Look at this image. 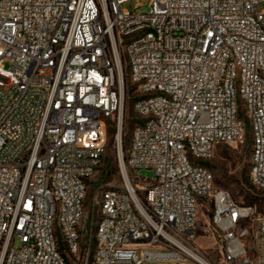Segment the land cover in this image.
<instances>
[{
  "label": "built area",
  "instance_id": "2783aa9c",
  "mask_svg": "<svg viewBox=\"0 0 264 264\" xmlns=\"http://www.w3.org/2000/svg\"><path fill=\"white\" fill-rule=\"evenodd\" d=\"M142 1L0 0V264H211L208 207L218 264H264V217L204 165L248 131L264 191V0ZM110 136L121 184L86 210Z\"/></svg>",
  "mask_w": 264,
  "mask_h": 264
},
{
  "label": "rangeland",
  "instance_id": "374dc122",
  "mask_svg": "<svg viewBox=\"0 0 264 264\" xmlns=\"http://www.w3.org/2000/svg\"><path fill=\"white\" fill-rule=\"evenodd\" d=\"M143 7L135 10V3L123 5L126 9L135 14L147 13V0L140 2ZM7 68L9 65L5 63ZM137 122V116L133 112L132 104L128 101L124 121L123 139L125 142ZM125 156V153H124ZM250 158V135L247 131L245 141L237 146H217L213 152L212 158L206 161L207 168L211 171L214 181V187L227 192L231 198L238 204L255 207L256 217H264V191H258L251 187L248 182V169ZM140 178L152 180L153 174L146 169L138 171ZM130 177V174H129ZM121 184V178L117 167V157L113 137H109L104 155L101 160L100 168L96 175L87 183V194L85 200V209L91 208L92 201L95 198L97 187L100 185L117 187ZM204 214L199 215L197 227V245L201 246L202 252L211 264H218L219 252L212 238L204 235L208 229L211 209L205 208ZM20 242H15V247H20Z\"/></svg>",
  "mask_w": 264,
  "mask_h": 264
},
{
  "label": "trees",
  "instance_id": "16d2710c",
  "mask_svg": "<svg viewBox=\"0 0 264 264\" xmlns=\"http://www.w3.org/2000/svg\"><path fill=\"white\" fill-rule=\"evenodd\" d=\"M122 142H123V149H125V147H126V145H127V142H128V140H127V142H125V141H124V139H123V140H122ZM204 165H205L206 167H208V166H207V164H204Z\"/></svg>",
  "mask_w": 264,
  "mask_h": 264
},
{
  "label": "bare ground",
  "instance_id": "6f19581e",
  "mask_svg": "<svg viewBox=\"0 0 264 264\" xmlns=\"http://www.w3.org/2000/svg\"><path fill=\"white\" fill-rule=\"evenodd\" d=\"M118 140H119V137H118ZM200 261L204 262L205 264H209V263L205 262L203 259H200Z\"/></svg>",
  "mask_w": 264,
  "mask_h": 264
}]
</instances>
